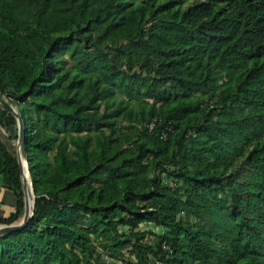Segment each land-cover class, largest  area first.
<instances>
[{"label": "trees", "instance_id": "obj_1", "mask_svg": "<svg viewBox=\"0 0 264 264\" xmlns=\"http://www.w3.org/2000/svg\"><path fill=\"white\" fill-rule=\"evenodd\" d=\"M0 96V264H264V0H0Z\"/></svg>", "mask_w": 264, "mask_h": 264}, {"label": "water", "instance_id": "obj_2", "mask_svg": "<svg viewBox=\"0 0 264 264\" xmlns=\"http://www.w3.org/2000/svg\"><path fill=\"white\" fill-rule=\"evenodd\" d=\"M0 105L11 112L17 120L18 125V139H17V161L19 164V171L23 188V213L19 221L10 224H0V236L9 234L10 232L21 229L29 221L32 216L34 194L32 190V183L30 179L28 163L25 150V127L23 120L17 109L8 103L0 96ZM24 160V163H23ZM26 172V173H25Z\"/></svg>", "mask_w": 264, "mask_h": 264}, {"label": "rangeland", "instance_id": "obj_3", "mask_svg": "<svg viewBox=\"0 0 264 264\" xmlns=\"http://www.w3.org/2000/svg\"><path fill=\"white\" fill-rule=\"evenodd\" d=\"M191 1H193V0H189V2H191ZM0 138L2 139L3 143L7 146L9 151L13 152L17 156L18 125L16 124L14 126H10L7 128L0 127ZM6 209H7L6 207H2V209H0V215L1 216L8 215ZM20 218L17 221H19ZM17 221H14V222H17ZM120 229L125 230L126 228H120ZM139 230L140 231L149 230V231H152L156 234H163L165 232V229L158 227V226L151 225V224H147V223L140 224ZM148 239L151 242H153L155 240V238L153 236H148ZM107 261H108V264H121L120 261L113 262L110 259Z\"/></svg>", "mask_w": 264, "mask_h": 264}, {"label": "crops", "instance_id": "obj_4", "mask_svg": "<svg viewBox=\"0 0 264 264\" xmlns=\"http://www.w3.org/2000/svg\"><path fill=\"white\" fill-rule=\"evenodd\" d=\"M0 201H1L0 209H2V207H6L7 213L13 211L14 205H15V198L11 191L6 190V189H1L0 190Z\"/></svg>", "mask_w": 264, "mask_h": 264}, {"label": "built area", "instance_id": "obj_5", "mask_svg": "<svg viewBox=\"0 0 264 264\" xmlns=\"http://www.w3.org/2000/svg\"><path fill=\"white\" fill-rule=\"evenodd\" d=\"M148 127L151 128V127H152V123H151ZM162 248H163L165 251L169 252V253L171 252L170 249H169V247H168L166 244H163V245H162ZM156 264H160V262L156 261Z\"/></svg>", "mask_w": 264, "mask_h": 264}, {"label": "bare ground", "instance_id": "obj_6", "mask_svg": "<svg viewBox=\"0 0 264 264\" xmlns=\"http://www.w3.org/2000/svg\"><path fill=\"white\" fill-rule=\"evenodd\" d=\"M23 163H24V160H23ZM26 173V172H25Z\"/></svg>", "mask_w": 264, "mask_h": 264}]
</instances>
